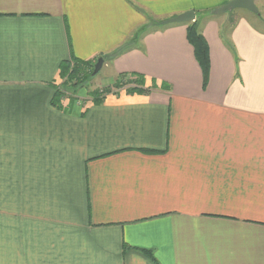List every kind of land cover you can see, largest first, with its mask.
I'll use <instances>...</instances> for the list:
<instances>
[{
	"label": "crops",
	"instance_id": "0c3cea01",
	"mask_svg": "<svg viewBox=\"0 0 264 264\" xmlns=\"http://www.w3.org/2000/svg\"><path fill=\"white\" fill-rule=\"evenodd\" d=\"M229 1L0 0V264H264V0ZM189 10L206 84L187 23L125 48ZM103 56L147 91L52 105L62 61Z\"/></svg>",
	"mask_w": 264,
	"mask_h": 264
},
{
	"label": "trees",
	"instance_id": "16d2710c",
	"mask_svg": "<svg viewBox=\"0 0 264 264\" xmlns=\"http://www.w3.org/2000/svg\"><path fill=\"white\" fill-rule=\"evenodd\" d=\"M235 23V22H234ZM155 25H160L161 22L154 21ZM148 30H146L147 32ZM145 32V33H146ZM143 33L140 36V40L145 35ZM231 31L227 29L225 26L222 28V37L228 43L230 48L235 52V47L232 45L229 35ZM187 38L190 44L194 48L196 59L198 60L199 64L201 65L204 77H205V84L207 82L208 73L210 70V51L208 42L203 34V31L200 29L199 21L196 19L195 21H191L187 23ZM127 48V47H125ZM123 49H120L115 52L116 55ZM104 57V56H103ZM105 58V57H104ZM96 59L93 60H82L79 58H70L68 60H64L60 63L59 66V79L69 75L71 79H77L78 82L89 81L94 75L93 71L95 68ZM75 79V80H76ZM75 82L77 84L78 82ZM58 82L56 81V86H54V95L52 98V105L58 108L64 109L67 104H64V100L69 99V102L72 98L75 97V94L72 93L70 96H64V91L59 90ZM114 88L117 90L125 89L126 92L135 93V92H146V77L142 73L137 72H122L119 73L116 81L113 84ZM118 91V92H119ZM117 91L112 90L110 87L105 89L99 90L94 89L89 92L92 96V99L95 103H99L104 100L106 94L114 93L117 94ZM68 102V104H69ZM142 251L155 263L160 264L154 254V251L151 249H142Z\"/></svg>",
	"mask_w": 264,
	"mask_h": 264
},
{
	"label": "rangeland",
	"instance_id": "374dc122",
	"mask_svg": "<svg viewBox=\"0 0 264 264\" xmlns=\"http://www.w3.org/2000/svg\"><path fill=\"white\" fill-rule=\"evenodd\" d=\"M157 19H152L151 24L147 23L146 25L140 27L136 32H134L130 38L128 39V42L125 44V47L130 46L134 43H137L140 41V36L146 32V30H150L152 26H154V21ZM157 22H160L158 19ZM235 19L233 18L232 21L229 23L226 22L224 26L230 30L232 25L234 24ZM258 27H260L262 30H264V21H258L257 20ZM119 75V74H118ZM118 75L115 77V72L113 69H109L106 66H103L100 72L96 75H94L89 81H83V82H78L77 79H71L69 78V75H66L63 78L59 79V84H58V89L64 91V96H70L72 93L75 94V96L78 95V93H89L90 91L94 89H105L107 87H110L114 91H119L116 88H114L113 84L116 81ZM78 82L75 84V82ZM112 82V84H111ZM110 83V84H109ZM125 90V89H122ZM120 90V91H122ZM119 91V92H120Z\"/></svg>",
	"mask_w": 264,
	"mask_h": 264
},
{
	"label": "water",
	"instance_id": "95a60500",
	"mask_svg": "<svg viewBox=\"0 0 264 264\" xmlns=\"http://www.w3.org/2000/svg\"><path fill=\"white\" fill-rule=\"evenodd\" d=\"M236 9H246L251 12L259 14V9L256 5V0H231L227 4L213 10V13L216 15H222L227 12L236 10ZM196 20V12L194 10H189L180 14H177L173 17L167 18L161 21L162 25H170L174 23H189ZM105 62L104 57H99L95 63V68L93 75H96L100 72Z\"/></svg>",
	"mask_w": 264,
	"mask_h": 264
}]
</instances>
